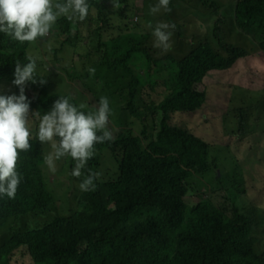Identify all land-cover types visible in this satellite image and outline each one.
I'll use <instances>...</instances> for the list:
<instances>
[{
	"label": "trees",
	"instance_id": "obj_1",
	"mask_svg": "<svg viewBox=\"0 0 264 264\" xmlns=\"http://www.w3.org/2000/svg\"><path fill=\"white\" fill-rule=\"evenodd\" d=\"M107 1L87 0L89 14L85 20H78L77 30L71 28L67 18H58V30L52 37L59 38L62 30L68 37L62 39L59 48L50 50L54 53L72 46L91 53V47L98 48L95 53L101 56L100 64L125 81V89L113 92L119 109L111 117L118 123H128L131 118L132 128L123 126L113 140L94 146L91 160L100 173L95 190L82 192L70 215L60 214L39 228L30 227L27 217L49 210L57 199L47 188L45 173L40 174L41 186L22 173L26 165L45 154V146L30 139L31 149L19 153L17 171L22 179L15 198L0 197V227L13 223L10 231L0 235V260L9 262L24 247L32 264H264V251L258 245L260 237L255 233L261 230L260 221L256 212L250 215L246 211L247 201L241 192L242 185L248 183L245 174L238 167L233 168L239 173L236 178L232 173L219 174L221 161H213L211 156L214 141L197 135L186 121L173 118L178 112L198 113L208 100L207 77L230 69L248 56L247 49L224 38L222 26L226 25V17L220 14L221 6L210 0L197 1L203 3L204 13L206 10L216 18L213 40L201 39L196 45L189 42L185 54L175 51L179 56L173 52L156 55L159 51L151 39L114 45V37L109 35L114 25L105 11ZM129 1L119 0L124 4V19L130 17L125 6ZM176 6L172 0L168 17L181 28L171 15ZM137 17L150 20L145 4L138 8ZM235 18L239 28L264 48V0H238ZM86 25L95 26L88 30L89 35L77 32ZM146 31L145 28L147 34ZM49 37L45 39L50 40ZM86 38L88 41L84 42ZM29 56L38 59L25 46L0 33V95H19V88L13 84L15 63L26 64ZM139 58L146 63L143 74L136 69ZM47 60L39 58L37 67H46ZM58 66L67 68L62 63ZM37 71V78L45 83L26 82L24 94L30 101V113L40 111L42 116L60 97L70 98L77 107L81 104L67 94L51 92L46 79L49 71ZM87 73L86 77H90ZM104 75L102 72L96 77L101 81ZM107 86L102 83L104 91ZM111 94L109 99L114 98ZM263 105L264 99L234 108L238 111L240 134L248 133L253 106L260 111ZM227 108L223 102L222 111ZM82 111L87 113L90 109L85 107ZM136 120L139 133L133 127ZM70 158L57 160V167L68 160L74 165ZM212 171H217L216 186L224 191L221 197H215L212 191L206 197L199 195L204 189L202 180ZM260 175L264 181L261 170ZM192 180H196L195 185ZM183 188L190 192L180 193ZM194 190L198 192L196 197Z\"/></svg>",
	"mask_w": 264,
	"mask_h": 264
},
{
	"label": "rangeland",
	"instance_id": "obj_2",
	"mask_svg": "<svg viewBox=\"0 0 264 264\" xmlns=\"http://www.w3.org/2000/svg\"><path fill=\"white\" fill-rule=\"evenodd\" d=\"M97 1L102 2L107 0ZM189 1L175 0L178 6L174 7L171 15L172 19L178 22V25L181 24V28L175 27L170 40L171 49L167 52H162L158 49L159 52L156 55H164L168 52L176 54L175 51L179 52V54L187 53V43L190 42L196 45L201 39L213 40L212 28L216 18L210 17L212 15H209V12L206 10H204L205 13L203 12V3L200 1ZM213 1L217 2L218 6H221L220 14L226 17V25L222 26L224 38L229 43L246 48L249 54L247 57L239 59L230 69L215 72L212 76L207 77L205 86L208 90V100L198 113L185 114L178 112L173 118L178 122L186 121L197 135L209 142L214 141L212 142L215 145H213L211 156L213 161L216 159L221 161V167H218L219 174L232 173V176L236 178L239 173H236V170L233 172L234 167L240 168L245 174L248 183L242 185L241 192H244L245 200L247 201L246 211L250 215L254 212L257 213L261 230L255 233L260 237L258 243L259 249L260 251H264V181L260 175V170L261 173H264V109L257 111L256 106H253L249 114L248 133L246 135L238 132V111L234 110L237 106L254 105L264 99V48L252 36L239 28L235 18L237 0H210V2ZM157 2L158 0H130L125 4L126 11L128 10V15L130 16L127 19H124L122 16V6L124 4H120V7L114 10L111 2H104L108 6L105 11L109 16L111 15L114 25L109 32V35L114 37V45L123 44V41L138 43V41L146 39H151L153 43L154 37L151 34L153 29L147 25L151 23L154 27L158 22L171 23L168 17L169 11L161 9L155 15H151L149 12L151 21L145 20L143 17L138 18L137 12L141 5L145 4L150 10V7L154 6ZM96 12L97 10H94V13ZM203 14L206 16L204 17ZM96 16L97 13L93 17ZM99 24L100 22L98 26ZM69 25L72 29L77 30L80 23L78 20H74ZM63 27L64 25L61 27V30ZM94 27L86 25L82 30H78L77 32L82 31L81 33L89 35L88 30L90 28L94 29ZM145 28L147 29V34L144 32ZM57 30L54 25L48 35L51 38L50 40L37 38L34 42L20 43L17 41V43L25 46L30 55L36 56L38 58L36 62L39 58L48 59L46 67H44L45 64L38 65L44 68L37 67L39 69L37 72L42 73L43 70L49 71L46 79L51 84V92L67 94L77 102L84 104L90 110H93L98 105L100 97H107L108 94L112 93L111 97L114 98H107L110 101L111 114H117L119 101L115 97L116 94L113 95V92L125 89V81L118 79L115 72H111L106 66L100 64L102 59L100 55L95 53L98 50L95 46L91 47V50L94 52H89L90 54L86 53L84 49H74L72 46H67L64 51L53 53L50 48H59L62 39L68 37V33L62 30L59 32V38L54 39L52 36ZM87 41V38L84 39V42ZM52 58L55 59L49 60ZM138 62L139 66L136 69L139 71V74H143L144 72L142 71L146 63L141 58L138 59ZM58 63H62L67 68L63 70V68L58 66ZM89 68H94L95 73L90 74V77H86ZM102 72L105 75L99 81L96 74ZM120 75L124 76L122 73ZM102 83H108L106 91L103 90ZM223 102L227 103L228 108L222 111ZM217 108L220 110L219 112H217ZM108 119V127L113 136L123 126L127 125L132 128L131 118L128 123H118L111 115ZM138 121L136 120L133 126L137 133L140 132ZM37 126L38 123L35 121L29 124L31 139L33 140H37L35 138ZM42 146H45V154L43 152V155H40L36 161H32L26 165L22 173L29 176L33 182H36L37 186H41L40 174L45 173L47 188L54 194L57 201H55L49 210L27 217L28 225L35 228L46 225L60 214L70 215L76 210L80 194L83 192L78 187L82 177L75 178L71 175L74 165L71 164L70 160L65 163L61 162L62 167H57L55 161V170L49 169L44 162V157L52 151L51 144L46 142ZM129 153L130 149L128 148L126 150V164ZM40 160H42V164L37 165ZM89 170L98 172L99 169L95 166L94 160H88L83 172L87 174ZM217 175V171H212L202 180L204 189L200 191L199 195L206 197L212 191L216 195L215 197H221L224 191L219 186H216ZM191 182L193 185L196 184V180H192ZM189 188L192 189L191 186ZM183 192L186 195L190 190L184 189L182 191L180 189V193L183 194ZM192 192L195 197L198 196L196 190ZM252 208L253 211L251 210ZM12 225L13 223L0 228V235L10 231ZM29 257L30 255H28L26 249L21 247L13 254L9 262L5 258H1L0 264H32L28 260L30 259ZM50 264L58 263L53 262Z\"/></svg>",
	"mask_w": 264,
	"mask_h": 264
},
{
	"label": "clouds",
	"instance_id": "obj_3",
	"mask_svg": "<svg viewBox=\"0 0 264 264\" xmlns=\"http://www.w3.org/2000/svg\"><path fill=\"white\" fill-rule=\"evenodd\" d=\"M111 3L114 10L120 7L119 0H111ZM169 3L170 0H158L150 7V14L155 15L161 9L170 12ZM89 7L87 0H0V33L20 43L34 42L37 38L47 37L60 17L69 21L85 20ZM147 26L153 29V47L162 52L169 51L175 23L158 22L154 27L151 23ZM27 59L26 64L15 63L13 84L19 88V95H0V197L15 198L22 179L17 171V161L20 152L31 149L29 124L33 121L38 122L35 138L41 144H51L52 151L44 157L49 169L55 170V161L70 156L74 161L71 175L82 177L79 189L94 191L100 173L89 170L85 174L83 170L95 155L94 146L114 138L108 129L112 111L109 99L100 97L98 105L85 113L82 111L84 104L77 107L70 98L60 97L42 116L40 111L30 113V101L24 94L25 84L38 80L44 84L45 81L37 78L36 60L30 56ZM88 71L95 73L94 68Z\"/></svg>",
	"mask_w": 264,
	"mask_h": 264
}]
</instances>
